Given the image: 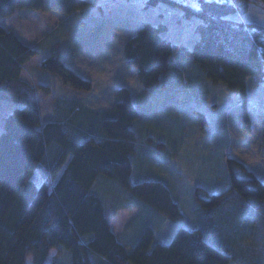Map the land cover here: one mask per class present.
<instances>
[{
	"label": "trees",
	"instance_id": "16d2710c",
	"mask_svg": "<svg viewBox=\"0 0 264 264\" xmlns=\"http://www.w3.org/2000/svg\"><path fill=\"white\" fill-rule=\"evenodd\" d=\"M198 1L191 5L182 0H146V5H171L186 18L196 17L200 39L191 50L163 35L168 29L165 22H144L125 44L124 66L137 69L143 85L154 87L174 81L173 54L191 57L213 83L240 95L245 109L241 126L250 133L246 93L249 84L264 83V24L237 17L254 0ZM93 4L91 0H0V101L15 105L4 115L0 132V264H26L29 253L33 264H46L54 247L65 248L71 264H95L91 253L102 258L100 264H229V254L211 243L202 230L180 228L169 243H162L148 228L130 250L116 237L102 198L91 191L99 175L116 180L175 220L182 217L164 183L131 184L133 124L139 112L129 89L117 88L114 109L97 121L91 110L84 114L68 100L55 120L43 122L40 109L24 94V88H32L21 72L40 52L1 20L19 9L71 17ZM57 52L41 61V70L75 89L92 90V82ZM46 155L51 161L41 168ZM229 166L231 189L225 194L205 192V197L197 194L198 202L213 209L229 205L232 210L238 209L233 203L262 202L264 180L240 161L229 159ZM39 168L40 184L31 178Z\"/></svg>",
	"mask_w": 264,
	"mask_h": 264
},
{
	"label": "rangeland",
	"instance_id": "374dc122",
	"mask_svg": "<svg viewBox=\"0 0 264 264\" xmlns=\"http://www.w3.org/2000/svg\"><path fill=\"white\" fill-rule=\"evenodd\" d=\"M91 1L90 10L71 17L19 9L1 24L39 49L21 73L32 88L23 92L40 109L43 121L55 120L64 108L60 100L74 95L87 98L90 109L83 108V113L91 110L97 121L102 113L114 109L117 88L130 90L139 112L133 124L136 139L130 154L131 184L164 183L182 217L175 220L116 180L99 175L91 191L102 198L116 237L130 250L148 228L162 243H169L180 228L202 230L211 243L229 254V264H264V200L257 205L233 203L237 210L229 205L203 207L197 200V194L205 197V192L225 194L231 189L229 159L242 162L264 180V83L258 87L249 84L246 93L252 118L250 133L241 126L245 109L240 95L224 84L213 83L191 57L173 54L174 81L147 87L137 78V69L124 66L125 44L131 35L144 22H165L168 29L163 35L192 50L200 39L197 18H186L171 5H146V0ZM237 17L264 24V3L252 1L247 12ZM54 51L92 82V90L75 89L41 70V61ZM14 106L0 101V132L4 115ZM50 161L46 155L40 167L45 168ZM41 168L31 177L38 184L42 181ZM91 258L95 264L102 262L96 253H91ZM70 260L65 248L54 247L45 262L71 264ZM25 263L33 264L32 253Z\"/></svg>",
	"mask_w": 264,
	"mask_h": 264
},
{
	"label": "crops",
	"instance_id": "0c3cea01",
	"mask_svg": "<svg viewBox=\"0 0 264 264\" xmlns=\"http://www.w3.org/2000/svg\"><path fill=\"white\" fill-rule=\"evenodd\" d=\"M8 28H10L9 26H7ZM14 31V30H13ZM16 32V31H15ZM17 35L19 36V38L21 39V41H23L24 43L30 45L29 43H27L26 41H24V39L22 38V35L18 32H16ZM32 45V44H31ZM33 45H36V44H33ZM51 50V48L49 49ZM75 53V52H74ZM76 54V53H75ZM23 79V78H22ZM87 99V98H86ZM86 99L84 97H81V96H78V95H74V96H71V97H65L63 99H61L60 101L62 103H66L68 100H72V102L75 104L78 105L77 108L79 109H90V107L87 105L88 104V101H86ZM43 121V120H42ZM51 121V120H50ZM43 122H47V121H43Z\"/></svg>",
	"mask_w": 264,
	"mask_h": 264
}]
</instances>
